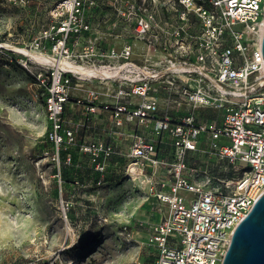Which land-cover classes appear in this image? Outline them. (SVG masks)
<instances>
[{"label": "built area", "instance_id": "built-area-1", "mask_svg": "<svg viewBox=\"0 0 264 264\" xmlns=\"http://www.w3.org/2000/svg\"><path fill=\"white\" fill-rule=\"evenodd\" d=\"M48 15L33 50L93 72L35 62L44 154L143 179L160 214L143 240L121 229L149 250L136 264H220L264 192V0H57Z\"/></svg>", "mask_w": 264, "mask_h": 264}, {"label": "rangeland", "instance_id": "rangeland-1", "mask_svg": "<svg viewBox=\"0 0 264 264\" xmlns=\"http://www.w3.org/2000/svg\"><path fill=\"white\" fill-rule=\"evenodd\" d=\"M55 1L0 0V41L33 50ZM38 68L0 48V264L143 263L149 250L135 241L158 220L157 201L130 177L94 173L78 149H71L70 164L51 163L44 154L49 145L43 104L32 103L29 93ZM199 114L214 116L213 110ZM226 164L208 170L215 174ZM195 180L205 183L201 171ZM124 225L134 242L124 240Z\"/></svg>", "mask_w": 264, "mask_h": 264}, {"label": "water", "instance_id": "water-1", "mask_svg": "<svg viewBox=\"0 0 264 264\" xmlns=\"http://www.w3.org/2000/svg\"><path fill=\"white\" fill-rule=\"evenodd\" d=\"M260 50L264 59V26ZM220 264H264V192L233 229Z\"/></svg>", "mask_w": 264, "mask_h": 264}, {"label": "bare ground", "instance_id": "bare-ground-1", "mask_svg": "<svg viewBox=\"0 0 264 264\" xmlns=\"http://www.w3.org/2000/svg\"><path fill=\"white\" fill-rule=\"evenodd\" d=\"M0 48L11 49L17 53L24 55L25 57H28V59L33 61V62L48 63V64L55 66V67H57V66L58 67H69L72 71L90 72V73L93 72L92 70H86L82 66L71 64L70 62H68L64 58L57 59V58H52L49 56H40L34 50H28V48L26 49L24 47H19V46H16L15 44L12 45V44H9L7 42L0 41ZM132 181L137 186H143V182H142L143 179L134 177V179H132Z\"/></svg>", "mask_w": 264, "mask_h": 264}, {"label": "crops", "instance_id": "crops-1", "mask_svg": "<svg viewBox=\"0 0 264 264\" xmlns=\"http://www.w3.org/2000/svg\"><path fill=\"white\" fill-rule=\"evenodd\" d=\"M158 220H159V217H158ZM158 220H157V221H158Z\"/></svg>", "mask_w": 264, "mask_h": 264}]
</instances>
